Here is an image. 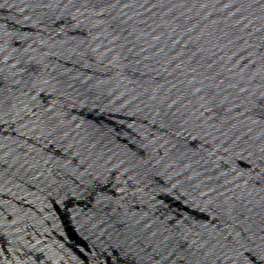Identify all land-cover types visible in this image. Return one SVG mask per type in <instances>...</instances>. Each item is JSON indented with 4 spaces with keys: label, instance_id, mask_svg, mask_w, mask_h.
<instances>
[{
    "label": "water",
    "instance_id": "95a60500",
    "mask_svg": "<svg viewBox=\"0 0 264 264\" xmlns=\"http://www.w3.org/2000/svg\"><path fill=\"white\" fill-rule=\"evenodd\" d=\"M0 264H264V0H0Z\"/></svg>",
    "mask_w": 264,
    "mask_h": 264
}]
</instances>
